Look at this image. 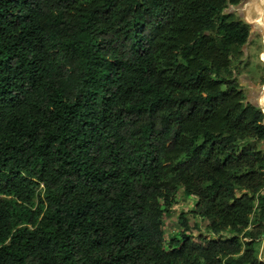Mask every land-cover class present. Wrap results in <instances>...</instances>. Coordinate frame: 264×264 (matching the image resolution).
<instances>
[{
  "label": "trees",
  "instance_id": "trees-1",
  "mask_svg": "<svg viewBox=\"0 0 264 264\" xmlns=\"http://www.w3.org/2000/svg\"><path fill=\"white\" fill-rule=\"evenodd\" d=\"M244 1L0 0V264H264Z\"/></svg>",
  "mask_w": 264,
  "mask_h": 264
},
{
  "label": "crops",
  "instance_id": "crops-1",
  "mask_svg": "<svg viewBox=\"0 0 264 264\" xmlns=\"http://www.w3.org/2000/svg\"><path fill=\"white\" fill-rule=\"evenodd\" d=\"M228 11L250 28L243 56L233 64V77L245 103L264 112V0H245Z\"/></svg>",
  "mask_w": 264,
  "mask_h": 264
},
{
  "label": "rangeland",
  "instance_id": "rangeland-1",
  "mask_svg": "<svg viewBox=\"0 0 264 264\" xmlns=\"http://www.w3.org/2000/svg\"><path fill=\"white\" fill-rule=\"evenodd\" d=\"M234 78V77H233ZM251 144H254L253 142ZM260 143H257V147ZM260 147L264 149V145L260 144ZM195 200L193 198H186L182 193H179L177 196V202L173 207V211L169 216L164 217L165 222V233L168 238L176 236L181 231V226L179 222V215L182 212H189V210L193 207ZM190 220V224L193 225L196 223V220H193L190 215H188ZM201 228L202 232L205 233L206 223L200 221L198 223ZM196 233V232H194ZM227 236V235H226ZM256 256L261 261L264 262V235L262 236L261 240L255 246Z\"/></svg>",
  "mask_w": 264,
  "mask_h": 264
}]
</instances>
